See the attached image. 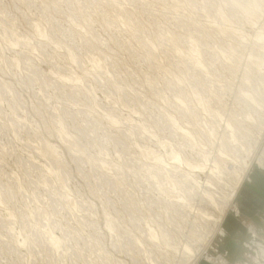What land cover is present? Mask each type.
<instances>
[{"label": "rangeland", "instance_id": "1", "mask_svg": "<svg viewBox=\"0 0 264 264\" xmlns=\"http://www.w3.org/2000/svg\"><path fill=\"white\" fill-rule=\"evenodd\" d=\"M263 34L264 0H0V264L252 262Z\"/></svg>", "mask_w": 264, "mask_h": 264}, {"label": "bare ground", "instance_id": "2", "mask_svg": "<svg viewBox=\"0 0 264 264\" xmlns=\"http://www.w3.org/2000/svg\"><path fill=\"white\" fill-rule=\"evenodd\" d=\"M253 14V13H252ZM263 27V26H262ZM258 34V33H257ZM256 34V35H257ZM260 34V33H259ZM258 34V35H259ZM261 35V34H260ZM259 35V36H260ZM264 35V34H263ZM259 36H257V37H259ZM256 37V38H257ZM259 40V39H258ZM264 53V52H263ZM264 55V54H263ZM255 74V73H254ZM262 120V119H261ZM262 122V121H261ZM261 140V139H260ZM262 141V140H261ZM261 141H258V143H257V148H258V151L256 152V153H259V152H261V154L263 153L264 154V147H263V141H262V143H261ZM239 144V143H238ZM255 148V147H254ZM253 150V149H252ZM250 152V151H249ZM204 154V153H203ZM205 154H207V153H205ZM205 156V155H204ZM251 157V156H250ZM252 158H254V155L252 156ZM257 159V158H256ZM264 160V159H263ZM219 161V160H218ZM253 161V160H252ZM251 161V162H252ZM214 162H215V160H214ZM219 163V162H218ZM227 163V162H226ZM225 163V164H226ZM261 163V162H260ZM262 164V163H261ZM214 165H215V163H214ZM217 165V164H216ZM215 165V166H216ZM224 166H226V165H224ZM211 168H213V167H211ZM215 168V167H214ZM217 169V168H216ZM226 169V168H225ZM228 169H230V168H228ZM212 170V169H211ZM218 170V169H217ZM220 170V169H219ZM219 170H218V172H219ZM223 170V169H222ZM213 171V170H212ZM225 172V171H224ZM221 174V173H220ZM222 175V174H221ZM219 178V177H218ZM220 179V178H219ZM238 186V185H237ZM236 186V188H234L235 189V191L237 190V188L239 187H237ZM243 186V185H242ZM241 186V187H242ZM186 187V186H185ZM240 187V188H241ZM240 188L238 189V190H240ZM234 191V190H233ZM189 192H191V190L189 191ZM196 193V192H195ZM194 193V194H195ZM207 193H209V192H207ZM214 193V192H213ZM213 195V194H212ZM211 195V196H212ZM207 196V195H206ZM207 197H209V196H207ZM206 197V198H207ZM214 197H216V196H214ZM214 197H210V199H208V201L210 200V202L212 203L211 205H218L219 204V202H217V200L214 198ZM194 201V200H193ZM219 201V200H218ZM226 201H223V203H225ZM206 204V203H205ZM227 204V203H226ZM222 205V204H221ZM227 205H229L230 206V204H229V202H228V204ZM210 207V206H209ZM224 207V206H223ZM228 206H226L225 208H227ZM222 208V207H221ZM225 208L222 210L223 212H224V210H225ZM215 209H217V207L215 208ZM220 209V208H219ZM201 210V209H200ZM196 214V213H195ZM207 216L205 215V218H206ZM200 218V217H199ZM219 218V217H218ZM208 219V218H207ZM211 219H212V217H211ZM215 219V218H214ZM213 220V219H212ZM218 220H221L220 218L218 219ZM205 221H207V220H205ZM203 222H204V220H203ZM226 222V223H225ZM224 222V228L226 229V227L229 229V228H233V227H236V224H234V222H237V221H235V219L233 218V217H227L226 218V221ZM205 223V222H204ZM213 224L215 225H218V224H220V221H216V220H213ZM205 225V224H204ZM226 226V227H225ZM205 227V226H204ZM207 228V227H206ZM198 229V228H197ZM195 230V229H194ZM201 229H199V231H200ZM205 231H206V229H205ZM198 232V231H197ZM202 232V231H201ZM193 235V234H192ZM198 239H196V241H197ZM189 242H190V240H188ZM195 243V242H194ZM199 243V242H198ZM198 243H195L196 244V246H199L198 245ZM201 246V248L200 247H198V249L200 248V250H204L205 249V245L204 246H202V245H200ZM185 247V246H184ZM185 250H187V252H189L191 249H189V248H185ZM193 251V250H192ZM197 251V250H196ZM199 251V250H198ZM186 252V253H187ZM190 253V252H189ZM197 253V252H196ZM188 254V253H187ZM191 254H193V253H191ZM195 254V253H194ZM188 256V255H187ZM193 257V256H192ZM189 258H190V256H189ZM192 259V258H191ZM190 259V260H191ZM194 264V263H193Z\"/></svg>", "mask_w": 264, "mask_h": 264}, {"label": "built area", "instance_id": "3", "mask_svg": "<svg viewBox=\"0 0 264 264\" xmlns=\"http://www.w3.org/2000/svg\"><path fill=\"white\" fill-rule=\"evenodd\" d=\"M246 247L248 248L251 259L253 258V261L249 264H264V243L257 242L256 246L248 243Z\"/></svg>", "mask_w": 264, "mask_h": 264}, {"label": "crops", "instance_id": "4", "mask_svg": "<svg viewBox=\"0 0 264 264\" xmlns=\"http://www.w3.org/2000/svg\"><path fill=\"white\" fill-rule=\"evenodd\" d=\"M257 175L258 174H256V178L258 179V176ZM261 178H262L261 181H257L256 182V189H260L262 191V193L264 194V178L262 176H261ZM242 187L240 188V191H239L240 192V195H243V196L250 195V191L247 188H242ZM262 208L263 207H261V209L259 211H262Z\"/></svg>", "mask_w": 264, "mask_h": 264}, {"label": "snow or ice", "instance_id": "5", "mask_svg": "<svg viewBox=\"0 0 264 264\" xmlns=\"http://www.w3.org/2000/svg\"><path fill=\"white\" fill-rule=\"evenodd\" d=\"M216 231L220 235H226V231L223 224H218L216 227ZM214 264H227V262L224 260H216Z\"/></svg>", "mask_w": 264, "mask_h": 264}]
</instances>
